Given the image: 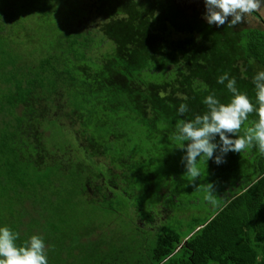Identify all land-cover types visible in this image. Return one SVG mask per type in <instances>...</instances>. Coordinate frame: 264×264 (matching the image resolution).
Returning a JSON list of instances; mask_svg holds the SVG:
<instances>
[{
	"label": "trees",
	"instance_id": "16d2710c",
	"mask_svg": "<svg viewBox=\"0 0 264 264\" xmlns=\"http://www.w3.org/2000/svg\"><path fill=\"white\" fill-rule=\"evenodd\" d=\"M204 10L203 0H0V226L19 244L41 235L49 264H90L79 263L97 231L87 203L132 223L134 238L108 251L138 250L130 264H264V153L200 159L195 178L181 162L177 123L202 115L209 94L231 99L218 77L255 100L264 70L262 14L216 28Z\"/></svg>",
	"mask_w": 264,
	"mask_h": 264
},
{
	"label": "clouds",
	"instance_id": "9594fccd",
	"mask_svg": "<svg viewBox=\"0 0 264 264\" xmlns=\"http://www.w3.org/2000/svg\"><path fill=\"white\" fill-rule=\"evenodd\" d=\"M203 4L202 19L209 26L220 28L244 22L248 15L264 6V0H203ZM217 83L231 93L230 101L222 103L215 94H209L203 100L207 110L202 115L181 120L176 126V139L184 142L179 147L184 152L181 162L194 178L201 175L197 167L200 159L206 158L207 162L211 160L219 166L227 162L231 152L240 153L255 147L264 153V70L252 77L255 100L238 89L236 79L230 78L228 73L219 76ZM181 98L187 100L186 96ZM188 111L186 103H181L177 110L181 117ZM252 113L258 120L240 134L242 125ZM19 240V232L7 225L0 226V264H49L43 236L34 234L23 244H19Z\"/></svg>",
	"mask_w": 264,
	"mask_h": 264
},
{
	"label": "rangeland",
	"instance_id": "374dc122",
	"mask_svg": "<svg viewBox=\"0 0 264 264\" xmlns=\"http://www.w3.org/2000/svg\"><path fill=\"white\" fill-rule=\"evenodd\" d=\"M258 12H260L262 14V16L264 17V6H262ZM248 23L254 24V25L257 24L254 22L253 17H251V16L248 17ZM35 27L37 28V30H39V28L37 26H35ZM24 41L26 43H29L26 39ZM161 178H162V176H161ZM156 190H157V187H156ZM163 192H164V190H163ZM160 193L162 194L161 190H160ZM205 194H206L205 192H200L201 198L198 196L199 198L197 199V202H199L200 205L205 204L207 198L209 196H211V194L207 193V197H206ZM195 196H196V193L193 192L192 197H195ZM201 199L203 201H201ZM197 202H196V204H197ZM117 203H118L117 207L119 209L124 210V211L129 209V204L124 203L123 199L121 197L117 198ZM199 203H198V205H199ZM81 205H84V207L87 206L85 209L86 221L84 223L87 224L89 222H92V224H93L92 226L94 228H96L97 231L95 233H93V235L90 237H88V234L90 232H88L87 234H84V236L87 237L86 242L87 241L88 242L89 241L94 242V247L90 246L88 243L85 244L86 246L84 248H81L79 246V263H81V262L89 263L90 262V264H91L92 262H98L95 264H105L102 262H108L109 264H120V263L115 262V261H120V262H123L125 264V262L128 261L129 262L128 264H130V262H132L134 258H140V256H138V250L124 254L125 259L118 258L119 254L117 252L108 253L109 250L116 251L120 247L119 246L116 248L114 246L115 245L114 242H117L116 243L117 245H121L122 244V242H121L122 238H129V239L134 238L135 231H134V228L132 226V223H130L127 219H125V221L121 220V217L119 216L120 214H116L112 211H108V210L97 208V207H90L89 204H87V203H83ZM106 205H110V203H106ZM215 207L216 206H214L213 204L211 207V202L206 203L204 205L203 212L205 214L206 213L211 214V212L215 209ZM176 213L177 212L175 211V216H176ZM194 213H195V210L192 211V214H194ZM198 213H199V208L196 209V215ZM163 217L169 219V217H167L166 215ZM173 221H175V220L172 219L169 222V224L175 226L176 223ZM109 226H111V228H112L111 230H108ZM141 227L143 229H146L147 224L145 222H143V223H141ZM104 232L106 233L105 235H100ZM152 232L153 231H150V232L147 231V233L149 234L148 236L154 237V234ZM104 249H106V250H104ZM99 262H101V263H99Z\"/></svg>",
	"mask_w": 264,
	"mask_h": 264
}]
</instances>
